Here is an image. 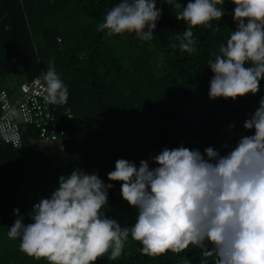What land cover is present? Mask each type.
Returning a JSON list of instances; mask_svg holds the SVG:
<instances>
[{"label": "trees", "instance_id": "1", "mask_svg": "<svg viewBox=\"0 0 264 264\" xmlns=\"http://www.w3.org/2000/svg\"><path fill=\"white\" fill-rule=\"evenodd\" d=\"M119 2L0 0V88L18 76H44L51 60L69 93L66 104L55 106L72 113L71 119L60 117L66 136L59 142L44 141L27 123L20 125V149L0 139V264H48L21 252L20 240L7 233L17 219L14 209L31 223L33 205L51 196L61 176L81 169L112 183L105 216L131 227L137 211L123 200L120 183L107 178L117 160L137 167L147 160L155 167L151 158L164 148L183 146L204 154L212 147L223 154L226 145L234 147L241 136L253 134L243 124L264 98V80L254 96L209 98V60L237 27L231 0H225V14L211 22L212 28L193 29L191 54L180 51L176 40L186 28L176 18L181 9L162 0H156L162 15L152 40L134 34L106 37L98 25ZM176 2L186 6L188 0ZM141 248L129 236L120 256L110 258L109 250L95 264H201L202 259L214 264V257L203 258L196 249L153 258Z\"/></svg>", "mask_w": 264, "mask_h": 264}, {"label": "clouds", "instance_id": "2", "mask_svg": "<svg viewBox=\"0 0 264 264\" xmlns=\"http://www.w3.org/2000/svg\"><path fill=\"white\" fill-rule=\"evenodd\" d=\"M162 2L181 9L176 18L186 28L176 40L180 51L189 54L196 51L193 29L212 28L211 22L225 14V0H188L186 6L176 0ZM231 3L237 27L209 60L213 100L254 96L264 80V0ZM161 15L156 0H121L97 30L108 38L134 34L149 41ZM44 80L45 99L66 104L68 88L51 60ZM243 127L253 134L241 136L234 147L226 145L223 154L212 147L202 154L181 146L152 157L155 167L147 160L139 167L117 160L107 178L120 183L123 200L137 211L131 227L105 216L113 184L75 169L59 178L49 198L33 205L31 223L25 224L20 210L14 209L17 219L7 236L20 240L21 252L48 264H95L109 250L114 259L129 236L142 245L143 255L153 258L196 249L203 258L214 257V264H264V98ZM201 264H207L206 259Z\"/></svg>", "mask_w": 264, "mask_h": 264}, {"label": "built area", "instance_id": "3", "mask_svg": "<svg viewBox=\"0 0 264 264\" xmlns=\"http://www.w3.org/2000/svg\"><path fill=\"white\" fill-rule=\"evenodd\" d=\"M44 76L31 80L10 81L0 88V139L14 148L23 145L21 123L33 125L41 139L46 142H59L66 136L60 117L72 118L69 110L50 104ZM22 115L18 122L16 114Z\"/></svg>", "mask_w": 264, "mask_h": 264}, {"label": "rangeland", "instance_id": "4", "mask_svg": "<svg viewBox=\"0 0 264 264\" xmlns=\"http://www.w3.org/2000/svg\"><path fill=\"white\" fill-rule=\"evenodd\" d=\"M17 78H19V76ZM17 78H13L15 82L19 81V79H17ZM16 119H17L18 122H22L23 121L22 115L20 113L16 114Z\"/></svg>", "mask_w": 264, "mask_h": 264}, {"label": "crops", "instance_id": "5", "mask_svg": "<svg viewBox=\"0 0 264 264\" xmlns=\"http://www.w3.org/2000/svg\"><path fill=\"white\" fill-rule=\"evenodd\" d=\"M14 81V80H13Z\"/></svg>", "mask_w": 264, "mask_h": 264}]
</instances>
